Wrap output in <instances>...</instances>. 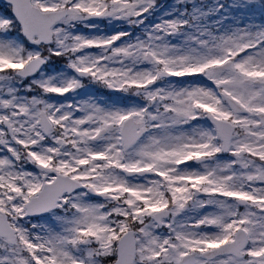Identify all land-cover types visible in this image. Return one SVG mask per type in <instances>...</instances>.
<instances>
[{"label": "snow or ice", "instance_id": "obj_1", "mask_svg": "<svg viewBox=\"0 0 264 264\" xmlns=\"http://www.w3.org/2000/svg\"><path fill=\"white\" fill-rule=\"evenodd\" d=\"M155 3L0 4V264H264V27L191 44L168 40L179 18L119 44L77 27ZM53 57L75 75L46 76ZM81 77L143 104L46 98Z\"/></svg>", "mask_w": 264, "mask_h": 264}, {"label": "rangeland", "instance_id": "obj_2", "mask_svg": "<svg viewBox=\"0 0 264 264\" xmlns=\"http://www.w3.org/2000/svg\"><path fill=\"white\" fill-rule=\"evenodd\" d=\"M2 3L0 1V4ZM259 7L257 0H156L154 9L144 14L146 18L143 24L130 25L123 20L94 18L84 21L77 27L83 34L89 36H110L117 31L128 33L129 36L122 37L121 41L117 42L119 44L128 39H136L138 37L143 39L146 31L150 30L153 25L160 23L161 20L179 18L188 20L189 24L184 27L181 33L169 36L168 40L172 44H191L190 37L196 35L197 28H208L213 31H231L236 27H250L253 30L257 27H264V10L258 11ZM85 25L94 26L85 27ZM86 51L99 53L101 50L87 49ZM55 58L57 59L58 57ZM42 71L46 76L54 77L57 83H61L74 75L71 68L67 66V61L58 66H43ZM36 75L39 76V73ZM175 79L180 80L183 78ZM81 80L83 86L77 88L74 92L66 93L63 96L49 94L46 98L49 102L57 104L72 103L88 98L94 99L99 104H115L122 107L131 106L132 103L143 104L141 98L131 92H117L102 85L97 87L98 82L89 79ZM101 88L108 90L112 94L111 97L106 98V95L97 96L94 94L95 89L101 90ZM126 98L130 100V103H126Z\"/></svg>", "mask_w": 264, "mask_h": 264}]
</instances>
